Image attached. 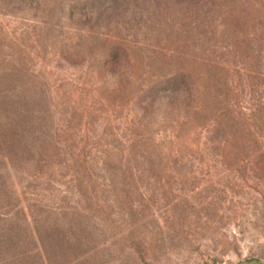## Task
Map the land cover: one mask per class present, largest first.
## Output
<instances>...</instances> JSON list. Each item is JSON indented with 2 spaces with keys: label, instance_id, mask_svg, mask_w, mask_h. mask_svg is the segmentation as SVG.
Wrapping results in <instances>:
<instances>
[{
  "label": "rangeland",
  "instance_id": "rangeland-1",
  "mask_svg": "<svg viewBox=\"0 0 264 264\" xmlns=\"http://www.w3.org/2000/svg\"><path fill=\"white\" fill-rule=\"evenodd\" d=\"M0 103V264H264V0H0Z\"/></svg>",
  "mask_w": 264,
  "mask_h": 264
},
{
  "label": "trees",
  "instance_id": "trees-1",
  "mask_svg": "<svg viewBox=\"0 0 264 264\" xmlns=\"http://www.w3.org/2000/svg\"><path fill=\"white\" fill-rule=\"evenodd\" d=\"M8 96H9V92L7 93L6 97H8ZM1 106L3 108H0V112H1L0 114H7L8 115V113L10 112V109L8 108V106H4V104H1Z\"/></svg>",
  "mask_w": 264,
  "mask_h": 264
}]
</instances>
